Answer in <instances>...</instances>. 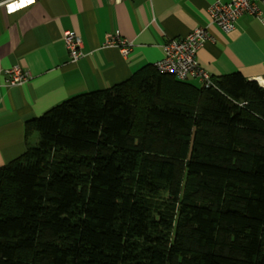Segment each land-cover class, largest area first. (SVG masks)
Instances as JSON below:
<instances>
[{"label": "trees", "instance_id": "obj_1", "mask_svg": "<svg viewBox=\"0 0 264 264\" xmlns=\"http://www.w3.org/2000/svg\"><path fill=\"white\" fill-rule=\"evenodd\" d=\"M213 80L148 65L28 121L0 264H264V88Z\"/></svg>", "mask_w": 264, "mask_h": 264}, {"label": "crops", "instance_id": "obj_2", "mask_svg": "<svg viewBox=\"0 0 264 264\" xmlns=\"http://www.w3.org/2000/svg\"><path fill=\"white\" fill-rule=\"evenodd\" d=\"M228 1L0 0V168L26 151L28 121L71 98L129 80L163 58L168 40L197 28L209 29L214 38L197 54L212 77L240 73L264 88V5L259 17L241 16L227 34L211 23L208 10ZM66 31L83 42L76 63L65 47ZM115 32L133 44L128 56L104 46ZM15 66L32 79L7 87L4 74Z\"/></svg>", "mask_w": 264, "mask_h": 264}, {"label": "built area", "instance_id": "obj_3", "mask_svg": "<svg viewBox=\"0 0 264 264\" xmlns=\"http://www.w3.org/2000/svg\"><path fill=\"white\" fill-rule=\"evenodd\" d=\"M8 2V1H7ZM5 2V3H7ZM264 0H229L226 3L216 2L209 8V17L213 25L222 32L230 33L235 30L237 20L243 15L259 17ZM214 40L209 29L197 28L184 38L168 40L163 45L164 56L154 67L161 74L173 75L181 82L198 81L205 88L216 89L213 77L198 62L197 54L207 41ZM65 47L72 63H76L83 56L81 49L83 42L71 31L64 33ZM106 47H115L123 56H128L133 44L115 32L104 43ZM32 79L29 71L15 66L4 74V85L20 87Z\"/></svg>", "mask_w": 264, "mask_h": 264}, {"label": "rangeland", "instance_id": "obj_4", "mask_svg": "<svg viewBox=\"0 0 264 264\" xmlns=\"http://www.w3.org/2000/svg\"><path fill=\"white\" fill-rule=\"evenodd\" d=\"M192 83L193 84H197L198 86H201V84L198 82V81H196V80H192ZM195 84V85H196ZM32 142V145H36L37 143H38V141H39V135L38 134H34L33 135V138H32V140H31Z\"/></svg>", "mask_w": 264, "mask_h": 264}, {"label": "snow or ice", "instance_id": "obj_5", "mask_svg": "<svg viewBox=\"0 0 264 264\" xmlns=\"http://www.w3.org/2000/svg\"><path fill=\"white\" fill-rule=\"evenodd\" d=\"M22 6V5H21ZM14 10V9H13Z\"/></svg>", "mask_w": 264, "mask_h": 264}]
</instances>
